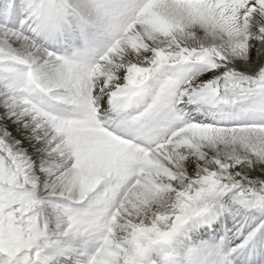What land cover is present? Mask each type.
I'll use <instances>...</instances> for the list:
<instances>
[{
	"label": "snow or ice",
	"instance_id": "obj_1",
	"mask_svg": "<svg viewBox=\"0 0 264 264\" xmlns=\"http://www.w3.org/2000/svg\"><path fill=\"white\" fill-rule=\"evenodd\" d=\"M0 264H264V0H0Z\"/></svg>",
	"mask_w": 264,
	"mask_h": 264
},
{
	"label": "rangeland",
	"instance_id": "obj_2",
	"mask_svg": "<svg viewBox=\"0 0 264 264\" xmlns=\"http://www.w3.org/2000/svg\"><path fill=\"white\" fill-rule=\"evenodd\" d=\"M15 134V133H14Z\"/></svg>",
	"mask_w": 264,
	"mask_h": 264
}]
</instances>
